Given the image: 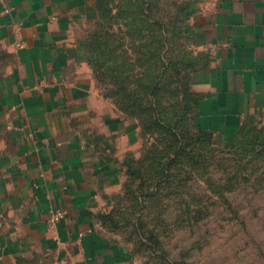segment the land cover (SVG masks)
<instances>
[{
    "label": "crops",
    "instance_id": "crops-1",
    "mask_svg": "<svg viewBox=\"0 0 264 264\" xmlns=\"http://www.w3.org/2000/svg\"><path fill=\"white\" fill-rule=\"evenodd\" d=\"M8 9V10H7ZM93 0H0V264H129V245L97 218L120 191L138 133L78 61ZM209 65L196 73L197 124L215 142L264 119V0H209L196 14ZM65 210L56 224L51 210Z\"/></svg>",
    "mask_w": 264,
    "mask_h": 264
},
{
    "label": "rangeland",
    "instance_id": "rangeland-1",
    "mask_svg": "<svg viewBox=\"0 0 264 264\" xmlns=\"http://www.w3.org/2000/svg\"><path fill=\"white\" fill-rule=\"evenodd\" d=\"M107 1L113 6L122 2ZM208 1L151 0L152 25L149 27L152 35L158 38L154 42L149 37L150 30H147V37L126 38V24H118L119 18L103 20L102 12L97 9V0H93V16L80 23L77 29L76 59L88 64L96 89L121 116L130 121V125L135 126L138 133V150L129 152L125 158H140L146 145L151 142L159 147L158 138L164 133L156 125L152 127V134L147 130L146 135L140 110L134 113L124 109L119 98L112 93L113 89L119 90L113 84V78L107 73L104 75L101 71L95 73L93 70L89 60L91 56L92 61L96 62L98 58L99 62L111 67L121 60L106 62L112 55L105 54L108 46L103 43L104 52L99 49L96 58L90 46L91 40L102 36L108 25L113 27V24L116 28H124L123 36L127 45L137 48V52L131 48L127 54L121 55L123 59L120 67L131 70L128 72L131 77L129 88L138 90L142 104L145 103L148 110L151 109L155 119H163L162 123L167 126L164 129L170 133L168 139L171 147L177 141L175 135H171L174 131L168 129L172 125L166 118H174L171 116L174 105L179 103L185 110L181 108L184 114L179 118V124L186 131L180 132L176 124L181 141L178 147L189 149L193 145L196 149V164L188 153L182 151L176 155L168 154L169 163L164 162L167 161V155L161 156L162 163L168 164L169 180L161 183L163 185L159 188L162 187V194L147 204L144 212L146 227L142 224L140 231L145 234L144 238L136 236V241L129 240L127 231L135 237L132 229L126 232L122 229L112 230L102 224L108 232L129 245L132 253L129 264H264V156L255 153V149L261 146L256 143L258 140L252 139L251 134L249 137L252 140L246 144L247 136L239 133L232 135V141L226 146L232 136L222 143H216L213 133L201 129L197 124L202 96L194 87L195 77L196 73L209 65L210 54L207 49L198 46L194 20ZM9 61V54L0 48V74ZM145 82L151 83L152 87L145 90L139 86ZM194 99L197 102H193ZM258 118L264 123V119ZM198 130L210 134L217 146H213L209 137ZM162 144L167 145L165 142ZM171 158L176 162L170 163ZM126 179L125 175L120 191L107 199L104 212L112 211L117 203L124 209L130 205L123 197ZM155 179L154 175V183L157 182ZM133 210H136V217L142 214L140 206ZM149 230L156 234L159 241L153 240ZM53 260L37 254L20 264H55Z\"/></svg>",
    "mask_w": 264,
    "mask_h": 264
},
{
    "label": "trees",
    "instance_id": "trees-1",
    "mask_svg": "<svg viewBox=\"0 0 264 264\" xmlns=\"http://www.w3.org/2000/svg\"><path fill=\"white\" fill-rule=\"evenodd\" d=\"M121 3H118L117 5L113 6L110 5V3L106 0H97V9L98 11L102 12L101 17L103 20L110 21L114 20L115 18H119L120 22L123 25L126 24V27H128V30L124 32L126 35V38L132 39L133 37L136 38H142L147 37V32L151 29L152 21H151V8L152 5L151 0H121ZM103 5V6H101ZM116 9V11H114ZM148 23H151L147 26ZM123 29L120 26H115L113 24V27L111 25H108L107 30L102 34V36L98 35L96 38L90 41V46L92 51L94 52L95 56L99 49H101V52L103 51L101 43L103 45L108 46L107 51H105V54L107 56L112 55L109 57L106 62L108 61H115L116 59L121 60L123 59V56L121 55L127 54L128 49H133L135 52H137V48L135 45H127L126 38L123 36ZM148 30V31H147ZM149 37L152 38V41H157V36L152 35V31H149ZM107 41V42H106ZM110 41L112 42V45H110ZM153 49V47H152ZM104 52V51H103ZM152 52V50H151ZM97 58V56H96ZM91 60V64L93 66V70L95 73H99L101 71L104 75L107 73L110 77L113 78V81L115 86L119 88V90H112V93L116 95L119 98L121 106L129 110L131 112L136 113L137 109L140 110L139 114L143 116V122H144V130L145 134L147 135V130H149V133L152 134V127L159 125L162 129V132L164 134L160 135L158 138V141L160 142V146L154 145L153 142H151L148 146L146 145V148L142 154V156L138 159H132V158H124L123 165L125 167V175H126V181L124 184V192L123 197L126 202H128V205L126 209H124L120 203H117V206H115L112 211L110 212H101L97 214V218L99 221L107 226L108 228L112 230H131L134 231V236L131 233H128V239L136 241V236L138 238H144V233L140 232L142 228V224L144 225V212L146 211L147 204L151 199L156 197L157 195H161L163 189L162 186L164 181L169 180V173H168V164H163L161 156L167 155V161H164L165 163L168 162V154L176 155L179 154V152H185L188 153L191 160H194V164H196V149L192 146L189 147V149H184L181 147H178V143L181 142L179 139V133L176 129L179 126L180 132H185L186 129L181 127L179 124V118L182 117L184 113H181V106L178 103V105H174L175 108L173 109L172 117L174 118H166V121L171 124L172 126H169L168 129H172L174 132H171V135H175L176 138V145L174 147H171V141H169L170 133L164 129V123H162L161 120L163 119H155L153 117V113L151 109L148 110V107L145 105V103L142 104L141 97L138 93V90L136 89H130V83H131V77L128 75V72H131L130 69H123L120 67V61L119 63H116L114 67L106 66L103 62H99L98 58L97 61H92V56L89 58ZM116 60V61H117ZM122 64V63H121ZM140 87L144 88L145 90L150 89L152 87L151 83H141L139 84ZM197 102V99H194L193 102ZM182 110H184L182 108ZM185 111V110H184ZM188 114V113H187ZM174 122V123H171ZM256 123V124H255ZM200 132V130H198ZM204 136L209 137V141L213 146H217L214 142H212L210 134H206L205 132H200ZM241 136L246 135L247 137L246 144H248L252 139L258 140L256 143H258L261 147L259 149H255V153L259 156H264V123L255 115H248L243 119L242 125L237 132ZM196 134V133H195ZM249 134H251V137H249ZM201 135V134H200ZM236 135V134H235ZM234 135V136H235ZM177 136V137H176ZM232 136L225 144L228 145L233 137ZM243 140V137L241 141ZM166 143L167 145H163L162 143ZM154 148H156V151ZM175 153V154H174ZM169 156V157H170ZM171 162L173 161V158L170 159ZM166 172V173H165ZM156 177V183L153 182V177ZM139 181V183H137ZM160 182V183H158ZM137 183V184H136ZM154 184V186H153ZM156 187V189H154ZM154 189V190H153ZM122 197V199H123ZM109 198V197H107ZM140 206V209L142 211V214L138 215L136 217V210H133L134 208ZM144 227H146L144 225ZM148 229V228H146ZM136 231H138V234H136ZM126 232V231H125ZM150 236L156 241L158 240V237L155 233H153L151 230H149ZM142 235V237H141ZM148 239V238H147ZM37 255V254H36Z\"/></svg>",
    "mask_w": 264,
    "mask_h": 264
},
{
    "label": "built area",
    "instance_id": "built-area-1",
    "mask_svg": "<svg viewBox=\"0 0 264 264\" xmlns=\"http://www.w3.org/2000/svg\"><path fill=\"white\" fill-rule=\"evenodd\" d=\"M64 216H65V210L60 208H54L51 210L50 216L48 218V222L51 225H56Z\"/></svg>",
    "mask_w": 264,
    "mask_h": 264
}]
</instances>
